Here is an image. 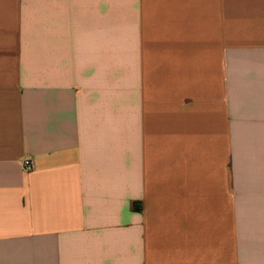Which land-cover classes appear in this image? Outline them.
I'll return each mask as SVG.
<instances>
[{
	"label": "crops",
	"instance_id": "obj_1",
	"mask_svg": "<svg viewBox=\"0 0 264 264\" xmlns=\"http://www.w3.org/2000/svg\"><path fill=\"white\" fill-rule=\"evenodd\" d=\"M0 264H264V0H0Z\"/></svg>",
	"mask_w": 264,
	"mask_h": 264
},
{
	"label": "built area",
	"instance_id": "obj_2",
	"mask_svg": "<svg viewBox=\"0 0 264 264\" xmlns=\"http://www.w3.org/2000/svg\"><path fill=\"white\" fill-rule=\"evenodd\" d=\"M23 167L26 169V170H32L34 168L33 164L31 161L29 160H25L23 162Z\"/></svg>",
	"mask_w": 264,
	"mask_h": 264
},
{
	"label": "trees",
	"instance_id": "obj_3",
	"mask_svg": "<svg viewBox=\"0 0 264 264\" xmlns=\"http://www.w3.org/2000/svg\"><path fill=\"white\" fill-rule=\"evenodd\" d=\"M133 208H134V209H137V207L135 206V204L133 205Z\"/></svg>",
	"mask_w": 264,
	"mask_h": 264
}]
</instances>
